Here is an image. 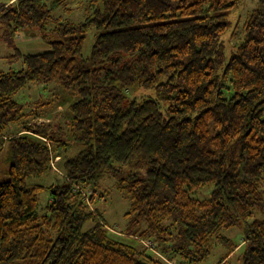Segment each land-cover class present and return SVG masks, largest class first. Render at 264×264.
<instances>
[{"label":"trees","instance_id":"16d2710c","mask_svg":"<svg viewBox=\"0 0 264 264\" xmlns=\"http://www.w3.org/2000/svg\"><path fill=\"white\" fill-rule=\"evenodd\" d=\"M241 3L0 1L21 61L0 69V264H199L213 243L224 264L236 225L242 264H264V0L242 22ZM20 33L48 48L23 53ZM63 100L65 134L27 123ZM56 161L57 182H28ZM106 175L129 201L126 232L95 208Z\"/></svg>","mask_w":264,"mask_h":264},{"label":"rangeland","instance_id":"374dc122","mask_svg":"<svg viewBox=\"0 0 264 264\" xmlns=\"http://www.w3.org/2000/svg\"><path fill=\"white\" fill-rule=\"evenodd\" d=\"M257 5L258 0H242L241 7L238 10L241 22L245 19V17L253 8L257 7ZM76 18L79 17L77 16ZM93 33L94 31L91 29L87 35L83 48L85 54H88L90 52V48L94 39ZM16 45L23 53L38 52L46 50L48 48V45L45 42L41 41L39 37H34L32 36V34L31 36H27L26 34L23 35L22 33L17 34ZM13 53V48L6 45V43L0 40V69L8 70L19 68L21 61L11 60L6 57L9 54ZM28 91L31 92L32 97L37 93L35 87H32L31 90ZM65 102L66 100L60 102L59 105L55 107V109L49 116L31 118L27 121V123L29 125H32L33 123L45 124L46 127H49L53 130L59 129L62 133L65 134L69 129V124L65 115V110L67 106V103ZM20 128V126H13L12 131L17 132V130H19ZM3 146L5 147V145L3 144L2 146H0L1 157L4 149ZM57 161L54 163L55 165H53V167L48 172L38 177H30L28 179V182L31 184H40L44 186H48L52 183L57 182L61 178ZM3 169L4 164L0 163V174L2 173ZM57 169L59 170V172H57ZM99 184V190L101 193H103V196H99L100 198L95 203V208L99 210L104 221L111 230L118 232H126L127 230H129L127 229L128 218H126L124 214L129 208V201L118 190L116 186V180L111 175H106L100 181ZM211 190L212 184H208L203 188L195 190L191 193V195L198 199H203L209 195ZM50 196L51 194L48 189L38 194L37 213L42 214L46 212ZM222 234L228 237L234 245H239L231 254L227 256L224 264H242L243 254L246 249V245L243 243V226L236 225L234 227L224 229L222 231ZM228 253L229 250L226 246L220 243H213L211 254L199 264H219L220 260ZM173 263L180 264V261L177 260Z\"/></svg>","mask_w":264,"mask_h":264},{"label":"built area","instance_id":"2783aa9c","mask_svg":"<svg viewBox=\"0 0 264 264\" xmlns=\"http://www.w3.org/2000/svg\"><path fill=\"white\" fill-rule=\"evenodd\" d=\"M58 158H56V160H57ZM53 165H54V163H53ZM146 243V242H145ZM146 245L147 246H149V247H153V245H152V243L150 242V241H148L147 243H146ZM157 254L159 255V256H161L162 258H164L159 252H157Z\"/></svg>","mask_w":264,"mask_h":264}]
</instances>
